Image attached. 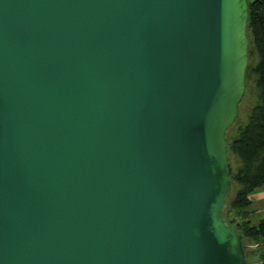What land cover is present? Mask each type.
I'll list each match as a JSON object with an SVG mask.
<instances>
[{
	"label": "water",
	"instance_id": "water-1",
	"mask_svg": "<svg viewBox=\"0 0 264 264\" xmlns=\"http://www.w3.org/2000/svg\"><path fill=\"white\" fill-rule=\"evenodd\" d=\"M250 3L0 0V264H248Z\"/></svg>",
	"mask_w": 264,
	"mask_h": 264
},
{
	"label": "trees",
	"instance_id": "trees-1",
	"mask_svg": "<svg viewBox=\"0 0 264 264\" xmlns=\"http://www.w3.org/2000/svg\"><path fill=\"white\" fill-rule=\"evenodd\" d=\"M250 23L247 28L249 66L246 72L247 89L239 105V116L226 133L227 153L232 173L231 186L235 193L228 197L224 210L226 223L242 235V245L249 264L247 245L258 244L255 249L264 263V219L256 224L249 220L231 222L227 213L232 210L245 211L252 205V195L264 189V0H251L249 5ZM257 89V103L249 112L244 124H239L242 105L250 87ZM239 163L233 165V161ZM234 192V191H233ZM228 218V219H227Z\"/></svg>",
	"mask_w": 264,
	"mask_h": 264
},
{
	"label": "rangeland",
	"instance_id": "rangeland-1",
	"mask_svg": "<svg viewBox=\"0 0 264 264\" xmlns=\"http://www.w3.org/2000/svg\"><path fill=\"white\" fill-rule=\"evenodd\" d=\"M257 95H258L257 89L253 86V83H251L250 87H248V90H247V93L244 99V103L242 105V114H241V118L239 119V124L245 123L246 118L248 117L247 115H249V112L254 107V105L257 103ZM237 164L239 163L236 161V159H234L233 165L236 166ZM235 191H236L235 189L233 190V186H231V191L228 196L230 200L231 198H233ZM257 192L258 191H256L255 193ZM251 201L252 203H254L252 199ZM256 208H257L256 204H252L245 211L232 210L231 212H229V214L227 213V216L231 222L249 220L251 224H256L260 220V215H258L260 210ZM257 247H258L257 243H254L252 245H247V249L249 250V252H251L252 250V253H254V255L249 257V264H264L263 260L260 259L261 254L255 251Z\"/></svg>",
	"mask_w": 264,
	"mask_h": 264
},
{
	"label": "crops",
	"instance_id": "crops-1",
	"mask_svg": "<svg viewBox=\"0 0 264 264\" xmlns=\"http://www.w3.org/2000/svg\"><path fill=\"white\" fill-rule=\"evenodd\" d=\"M251 199L254 202L252 204H256V209L260 210L258 213V215H260V219H264V189L258 190L257 193H254Z\"/></svg>",
	"mask_w": 264,
	"mask_h": 264
}]
</instances>
